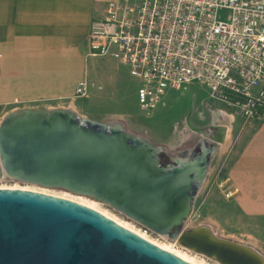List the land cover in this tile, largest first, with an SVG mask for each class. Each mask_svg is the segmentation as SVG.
<instances>
[{"label":"water","instance_id":"1","mask_svg":"<svg viewBox=\"0 0 264 264\" xmlns=\"http://www.w3.org/2000/svg\"><path fill=\"white\" fill-rule=\"evenodd\" d=\"M215 149L205 141L184 151L186 159L173 160L163 147L121 124L81 119L71 109L21 108L0 123V178L91 197L223 264H264L255 249L206 231L179 234ZM0 264L196 263L78 201L1 187Z\"/></svg>","mask_w":264,"mask_h":264},{"label":"crops","instance_id":"2","mask_svg":"<svg viewBox=\"0 0 264 264\" xmlns=\"http://www.w3.org/2000/svg\"><path fill=\"white\" fill-rule=\"evenodd\" d=\"M110 1L0 0V123L21 108L71 109L81 117V97L75 90L90 79V62L95 61L88 55L90 28L104 17ZM185 87L167 92L159 105L162 110L176 103L178 116L167 135L157 132L145 138L167 154L190 152L205 141L215 144L200 188L224 163L225 183L232 192L226 196L227 215L229 207H235L247 232L264 235V118L246 121L223 103L193 96L190 126L192 98ZM135 95L137 100V88ZM250 243L262 250L255 241Z\"/></svg>","mask_w":264,"mask_h":264},{"label":"built area","instance_id":"3","mask_svg":"<svg viewBox=\"0 0 264 264\" xmlns=\"http://www.w3.org/2000/svg\"><path fill=\"white\" fill-rule=\"evenodd\" d=\"M89 47L129 67L148 115L168 90L196 82L244 120L264 118V0H113L92 22ZM89 88L79 82L75 96Z\"/></svg>","mask_w":264,"mask_h":264},{"label":"rangeland","instance_id":"4","mask_svg":"<svg viewBox=\"0 0 264 264\" xmlns=\"http://www.w3.org/2000/svg\"><path fill=\"white\" fill-rule=\"evenodd\" d=\"M223 15H225V12H221V16ZM90 63L91 77L89 79L90 88L88 95L78 98L82 105V108H79L81 119L105 123L109 126L121 124L125 130L136 137L145 138V134L151 136L157 132L163 136L167 135L166 133L172 128L173 122L178 116L174 112L177 108L175 106L176 103L172 102L171 105H167L162 108V110L160 109L161 106H159L148 115L140 108L138 100H136L135 90L138 88L139 82L130 74L129 67L119 64V62L114 59L107 58H95V61L93 60ZM185 90L186 96L192 98V107L187 116V121L189 122V117L194 107L193 96L199 98H207L210 96L208 88L196 82L187 85ZM169 91L177 90L170 89L167 92L169 93ZM183 152L182 149L169 153V155L173 160H184L187 157ZM161 160L164 164L169 163V158L164 154L161 155ZM226 172L223 163V167L221 166L212 177L199 188L190 216L181 227L179 234L194 230H199L203 233L208 232L216 239L228 240L253 248L264 258V253L262 251L264 250V235L259 232H247L248 227L245 225L246 223H242L241 216H239V218L237 217L238 213L233 206L229 207V214L231 215V212H233V214L232 217L228 218L229 214L227 215L226 205L229 199L219 186L221 181H226ZM1 187L41 191L78 201L102 213L104 212V214L114 218L115 221L121 222L146 236L150 241L181 252L191 259L193 263L223 264L213 257L206 256L187 247L179 241L178 237L157 234L116 211L112 207L91 197L74 194L60 188H47L35 184L24 183L11 177L2 176L0 178V188ZM250 240L261 245L262 250L254 248Z\"/></svg>","mask_w":264,"mask_h":264},{"label":"bare ground","instance_id":"5","mask_svg":"<svg viewBox=\"0 0 264 264\" xmlns=\"http://www.w3.org/2000/svg\"><path fill=\"white\" fill-rule=\"evenodd\" d=\"M103 213H104V212H103ZM105 215H106V214H105ZM107 216H108V215H107ZM110 217H111V216H110ZM111 218H112V217H111ZM112 219H114V218H112ZM114 220H115V219H114ZM117 222H118V221H117ZM118 223H120V224L124 225L125 227L131 229L132 231H134V232L140 234L141 236L146 237V236L142 235L141 233L137 232L136 230H134V229H132V228L126 226L125 224H123V223H121V222H118ZM146 238H147V237H146ZM152 242L155 243V244H157V245H159L158 243H156V242H154V241H152ZM159 246L162 247V248H164V249H167V250H169V251H171V252H173V253H175V254H177V255H179L180 257H182L183 259H186L187 261L193 262L191 259H189V258L186 257L185 255H183L181 252H178V251H176V250H173L172 248L164 247V246H161V245H159ZM240 246H242V247H244V248H247V246H243V245H240ZM248 249H250L251 251H253V252L255 253V250H253L252 248H249V247H248ZM256 254H257L258 256L260 255V254L257 253V252H256ZM260 257L263 258L261 255H260Z\"/></svg>","mask_w":264,"mask_h":264}]
</instances>
